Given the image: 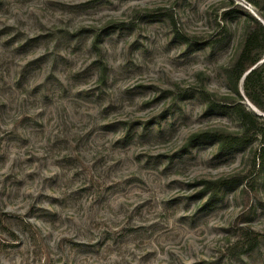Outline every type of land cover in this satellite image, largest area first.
Returning <instances> with one entry per match:
<instances>
[{"label": "rangeland", "instance_id": "rangeland-1", "mask_svg": "<svg viewBox=\"0 0 264 264\" xmlns=\"http://www.w3.org/2000/svg\"><path fill=\"white\" fill-rule=\"evenodd\" d=\"M252 17L264 0H0V264H264L260 136L194 138L240 133L239 103L264 129L230 71Z\"/></svg>", "mask_w": 264, "mask_h": 264}, {"label": "trees", "instance_id": "trees-1", "mask_svg": "<svg viewBox=\"0 0 264 264\" xmlns=\"http://www.w3.org/2000/svg\"><path fill=\"white\" fill-rule=\"evenodd\" d=\"M256 6V3L253 2ZM255 23V28L249 29L243 48L233 63L230 71L235 77V82L238 84L243 80V89L245 97L260 111L264 112V76L263 68L259 66V61L264 57V26L255 18L252 17ZM236 91L239 94L238 89ZM235 111L241 118L243 130L240 133H227L222 131L202 132L196 134L194 138L204 139L211 138L218 140L222 148L241 145L247 142V137L251 135L260 136V147L257 152V158L261 163L264 161V129L259 127L258 116L248 110L243 103L235 106ZM230 179H218L212 181L218 188L222 185L230 183ZM253 232V231H252ZM251 232V233H252ZM247 244H258V238L252 235H246Z\"/></svg>", "mask_w": 264, "mask_h": 264}, {"label": "water", "instance_id": "water-1", "mask_svg": "<svg viewBox=\"0 0 264 264\" xmlns=\"http://www.w3.org/2000/svg\"><path fill=\"white\" fill-rule=\"evenodd\" d=\"M263 23V22H262ZM264 24V23H263Z\"/></svg>", "mask_w": 264, "mask_h": 264}]
</instances>
